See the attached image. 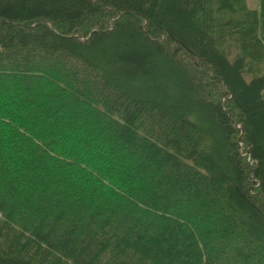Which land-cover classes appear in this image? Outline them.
Instances as JSON below:
<instances>
[{
	"label": "trees",
	"instance_id": "1",
	"mask_svg": "<svg viewBox=\"0 0 264 264\" xmlns=\"http://www.w3.org/2000/svg\"><path fill=\"white\" fill-rule=\"evenodd\" d=\"M247 59L264 0H0V264H264Z\"/></svg>",
	"mask_w": 264,
	"mask_h": 264
},
{
	"label": "rangeland",
	"instance_id": "2",
	"mask_svg": "<svg viewBox=\"0 0 264 264\" xmlns=\"http://www.w3.org/2000/svg\"><path fill=\"white\" fill-rule=\"evenodd\" d=\"M247 5L250 8H258L259 0H246ZM232 52L235 51L233 46L230 48ZM230 59H233L234 53L228 55ZM264 75V59L261 61H251L249 59L246 60L245 65L243 67V76L246 80L254 76Z\"/></svg>",
	"mask_w": 264,
	"mask_h": 264
}]
</instances>
